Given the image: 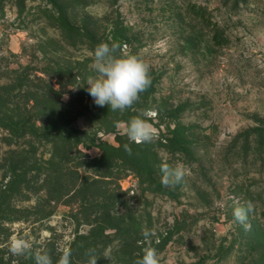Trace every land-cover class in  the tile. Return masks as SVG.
Instances as JSON below:
<instances>
[{
  "label": "rangeland",
  "instance_id": "rangeland-1",
  "mask_svg": "<svg viewBox=\"0 0 264 264\" xmlns=\"http://www.w3.org/2000/svg\"><path fill=\"white\" fill-rule=\"evenodd\" d=\"M66 19L103 36L100 43L111 45L104 38L118 29L131 38L119 54L142 56L152 78L134 107L149 101L139 111L157 135L175 131L184 139L189 155L163 147L158 158L183 163L191 174L170 193L121 163L94 181L84 161L102 150L81 145L85 156L73 163L54 158L58 178L46 189L44 174L29 173L12 196L8 133L0 128V264H35L11 253L16 238L34 252L47 251L53 264L65 251L71 264H88L90 250L97 264H135L148 246L145 229L155 233L151 246L161 264H264V0H0V74L13 78L27 68L37 85L36 73L58 59L95 77L100 43L65 44ZM95 118L88 112L76 124L97 144L119 145L117 134L99 130ZM126 127L119 122L118 134ZM51 147L37 156L44 173ZM78 163L80 176L89 177L85 186L71 171ZM237 206L247 211L245 224L234 222Z\"/></svg>",
  "mask_w": 264,
  "mask_h": 264
},
{
  "label": "trees",
  "instance_id": "trees-1",
  "mask_svg": "<svg viewBox=\"0 0 264 264\" xmlns=\"http://www.w3.org/2000/svg\"><path fill=\"white\" fill-rule=\"evenodd\" d=\"M24 8L23 6L22 10ZM63 23L61 24V35L65 44L75 46L78 41H84L82 43L94 45L99 44L103 38L93 32L85 30L83 32L82 28L71 26V22L67 19L66 23L65 21ZM104 39L120 47L124 43L123 40L125 43L131 42V38L122 29L115 30L111 38ZM27 70V68L22 71L16 70L13 78L0 74V128L8 133L5 136V142L11 154L9 160L11 172L15 176V184L9 189L12 196L17 183L22 181L21 183L26 185L29 173H34L36 178L44 174L42 184L46 189L49 179L58 178L53 175L57 167V161L55 162L54 158L58 156L65 163H73L76 158L80 159L85 156L82 154L81 145L87 148L96 145L102 150L99 156L89 157L90 161H84L87 171L94 175V181L98 178L109 177L110 168L121 163L120 166L144 176L146 182L160 187L162 192L170 193L161 180L160 165L165 162L158 158L157 151L164 147L175 154L189 155L191 150L186 146L184 139L174 131L171 137L160 134L151 143L137 144L129 141L126 134H118L117 130L119 122L128 123L132 117L141 115L139 110L145 109L149 101L144 102V108L141 106L135 108L134 105L133 108L123 113L112 111L108 105L103 107L96 105L87 91L88 77L84 74L83 76V71H79V68L73 66V62L69 60L66 62L58 59L57 61L51 60L46 68L40 71L41 75L36 73V81H39L37 85L31 84L33 80L29 78L30 74ZM146 93V91L143 92L140 99L146 97ZM67 95L69 99H66ZM88 112L95 113V121L99 125V130L117 134L119 145L97 144L96 137H88L89 134L77 126L76 119L81 115H87ZM170 113L171 116L176 115L173 112ZM13 137L19 140L14 142ZM47 144L52 146L51 158L46 161L49 169L44 173L41 171L43 164L38 161L37 156L41 155L39 154L40 148ZM126 144L131 149L130 154L125 150ZM31 155L35 157V160L31 159ZM82 165L79 163L74 165L71 171L74 174V180L81 179V185L85 186L90 181L87 174L80 176L79 171ZM24 167L25 170L21 172L20 170ZM10 196L11 193L7 197ZM51 200L58 201L59 196H52ZM35 213L40 215L38 212Z\"/></svg>",
  "mask_w": 264,
  "mask_h": 264
},
{
  "label": "clouds",
  "instance_id": "clouds-1",
  "mask_svg": "<svg viewBox=\"0 0 264 264\" xmlns=\"http://www.w3.org/2000/svg\"><path fill=\"white\" fill-rule=\"evenodd\" d=\"M119 45L112 43H100L93 53V69L95 77H89L87 91L94 99L96 105L103 107L108 105L112 111L123 113L133 108L139 101L140 95L151 86V68L147 61L138 54H119ZM126 135L129 141L141 144L151 143L157 137L156 129L149 122L147 114L132 117L126 127ZM125 150L131 153L126 144ZM161 180L165 187H175L180 184L185 176L191 174V170L183 163L160 165ZM234 222L245 224L247 211L244 207L237 206L233 211ZM144 240L148 246L143 247L142 256L135 264H161V258L155 247L151 246V237L155 235L151 230L142 231ZM10 251L17 256H31L35 264H53L52 257L47 251H33L32 245L25 239H13ZM88 264H97V256L94 250L89 251ZM71 252L65 251L60 255L56 264H71ZM107 258V257H105Z\"/></svg>",
  "mask_w": 264,
  "mask_h": 264
}]
</instances>
